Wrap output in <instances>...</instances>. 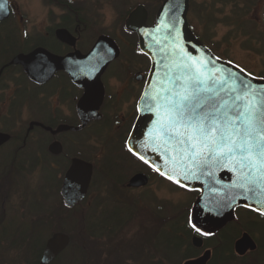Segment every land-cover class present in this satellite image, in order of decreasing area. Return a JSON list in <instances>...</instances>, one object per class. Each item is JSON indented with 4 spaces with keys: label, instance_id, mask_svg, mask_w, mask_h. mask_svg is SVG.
<instances>
[{
    "label": "rangeland",
    "instance_id": "rangeland-1",
    "mask_svg": "<svg viewBox=\"0 0 264 264\" xmlns=\"http://www.w3.org/2000/svg\"><path fill=\"white\" fill-rule=\"evenodd\" d=\"M12 1L31 14L40 30L46 23L67 22L74 27L76 20L83 51L99 35H105L120 46V59L131 56L141 60L133 50L136 37L124 29L125 19L141 4L147 10V23H151L163 0H67V6L61 4L65 0ZM263 8L264 0H189L187 19L196 36L215 55L263 79ZM87 132L97 134L99 160L90 197L72 210L60 211L63 220L54 221L58 217L51 214V209L59 207L49 205L55 200L53 188H49L54 184L52 173L46 170L40 175L14 177V187L5 189V194L17 215L8 214L0 229V264H35L39 248L58 228L70 238L61 264H183L205 250L211 251L207 264H264V227L253 214L237 211L224 227L222 235L226 238L222 243L214 239L194 252L188 247L193 234L180 228L185 226L195 194L154 175L145 186L126 189L132 170L138 167L136 161L120 149L110 125L97 124ZM111 178L117 180L114 186ZM80 213L85 215L83 220ZM179 217H183L180 222ZM96 219L100 220L94 225ZM243 233L254 240L256 247L238 256L234 242ZM218 246L225 253L230 247L232 252L220 259L223 254ZM188 252L194 256L187 257Z\"/></svg>",
    "mask_w": 264,
    "mask_h": 264
},
{
    "label": "flooded vegetation",
    "instance_id": "flooded-vegetation-1",
    "mask_svg": "<svg viewBox=\"0 0 264 264\" xmlns=\"http://www.w3.org/2000/svg\"><path fill=\"white\" fill-rule=\"evenodd\" d=\"M31 19V14L12 0H6V5L0 9V229L8 214L13 217L17 215L14 212L15 205L7 200L5 189L11 185L14 187L13 178L19 174L40 175L46 170L52 173L54 184H50L49 188H53L55 200L49 205L60 208L51 209V214L58 217L54 221L63 220L61 217L64 214H60V211L72 210L90 197V188L97 179L99 160L97 134L87 131L97 124L110 125L120 149L138 165L132 170L125 184L126 189L145 186L152 175L165 180L127 148V139L137 118L138 101L150 67L148 58L137 48V39L133 50L140 54L141 60L132 59L131 56L126 60L120 59L121 48L118 45L119 55L99 74L85 70L71 74L45 61L42 66L47 69L46 73L33 78L27 74L22 62L16 59L27 56L37 48L57 57H66L76 51L85 54L94 42L85 51L80 48V25L76 20L73 21L74 27L67 22L46 23L40 30ZM59 29L67 30L73 40H60L57 37ZM82 132L84 134L81 136ZM74 159L90 164L91 172L84 196L73 205H68L73 198L64 196L61 189ZM136 174H144L147 183L142 186L129 185L130 179ZM111 181L114 186L117 180L111 178ZM20 202L19 205H22V199ZM239 210L248 212L238 208L235 216ZM79 216L83 220L82 216L85 215L80 213ZM98 220L93 221L94 225ZM57 230L39 248L35 264H40L47 240L55 233H64L60 228ZM66 248L45 264H61V255Z\"/></svg>",
    "mask_w": 264,
    "mask_h": 264
},
{
    "label": "water",
    "instance_id": "water-1",
    "mask_svg": "<svg viewBox=\"0 0 264 264\" xmlns=\"http://www.w3.org/2000/svg\"><path fill=\"white\" fill-rule=\"evenodd\" d=\"M188 2L189 0H163L156 11L153 24L146 23L147 10L141 4L130 11L125 19V27L137 35L139 50L150 60L145 87L138 101V115L127 140V147L167 179L188 190L198 191L190 208V220L201 230L215 233L233 218L236 207H245L264 215V181L250 186L252 190L249 191L237 186L242 181L231 164L197 167L187 157L181 159L173 150L172 143L166 142L161 131V125L166 120L162 109L164 97L174 88L178 77L182 83L198 69L203 72L201 78L204 86L219 92L224 98L235 94L230 89L243 92L245 86L264 94V79H258L231 62L218 58L198 40L187 23ZM1 4L5 6L6 0H1ZM57 37L65 42L72 39L65 29L57 30ZM118 54L119 48L115 41L100 35L86 54L76 51L66 57H57L37 48L15 61L22 62L27 74L33 78L46 73L47 69L42 66L45 61L55 68H64L71 74L78 70L95 71L99 74ZM48 70L51 72V68ZM90 167V164L81 160L72 161L61 189L64 196L74 200L68 205H73L84 196L90 178ZM146 183L147 177L144 174H136L129 181L131 186ZM68 242L67 234H53L46 242L40 264L52 260ZM191 244L199 248L202 246V239L193 236ZM255 247V242L247 233H243L234 242V250L240 256ZM209 257L210 251L205 250L201 256L188 259L183 264H206Z\"/></svg>",
    "mask_w": 264,
    "mask_h": 264
},
{
    "label": "snow or ice",
    "instance_id": "snow-or-ice-1",
    "mask_svg": "<svg viewBox=\"0 0 264 264\" xmlns=\"http://www.w3.org/2000/svg\"><path fill=\"white\" fill-rule=\"evenodd\" d=\"M202 75L198 69L182 83L177 78L164 97L161 131L181 159L197 167L231 164L242 181L237 186L251 191L264 181V94L245 86L224 98L204 86Z\"/></svg>",
    "mask_w": 264,
    "mask_h": 264
},
{
    "label": "trees",
    "instance_id": "trees-1",
    "mask_svg": "<svg viewBox=\"0 0 264 264\" xmlns=\"http://www.w3.org/2000/svg\"><path fill=\"white\" fill-rule=\"evenodd\" d=\"M66 2H67V0H65L64 2H61V4L62 5H64V6H67V4H66ZM255 218H257V219H259L258 221L260 222V226H263L264 227V222H262V220L264 221V219H262V218H260V217H255ZM182 219H183V217H179L178 218V220H179V222L180 221H182ZM176 224V223H175ZM229 225V224H228ZM186 227V228H185ZM180 230L182 231V232H185V233H192V232H194V230H193V228H192V226L190 225V223H189V221H188V214H187V217H186V221H185V226H182V228H180ZM224 231H226L225 230V228H223V229H221L217 234H215V235H213V236H208V237H206L205 238V243L207 244L209 241H214V239H218L217 240V242H219V243H222L223 241H224V239L226 238V236H225V234H223L222 235V233L224 232ZM193 234V233H192ZM175 244H177V243H179V241H176V242H174ZM217 245V244H216ZM188 247L190 248V249H192V250H194V252L195 251H197L196 250V248H194L192 245H191V243L188 241ZM218 248H219V250H221V252H219V253H222L223 254V256L221 255V258L220 259H222L224 256L225 257H227L226 255H227V253L228 252H232V250L230 249V247L228 248V249H226V253H225V250H224V248H220V246H218ZM193 252H188L187 254V257H192V256H194V254H192ZM192 254V255H191ZM211 257V256H210Z\"/></svg>",
    "mask_w": 264,
    "mask_h": 264
}]
</instances>
